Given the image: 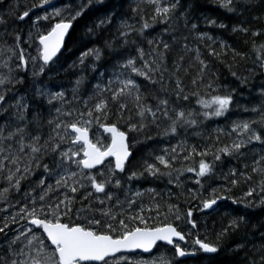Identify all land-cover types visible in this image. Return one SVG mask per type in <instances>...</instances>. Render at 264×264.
Segmentation results:
<instances>
[{
	"label": "snow or ice",
	"instance_id": "snow-or-ice-1",
	"mask_svg": "<svg viewBox=\"0 0 264 264\" xmlns=\"http://www.w3.org/2000/svg\"><path fill=\"white\" fill-rule=\"evenodd\" d=\"M216 3L242 15L257 0ZM125 5L126 0H12L0 12V264H133L131 254L162 247L170 257L137 264H216L224 240L241 232V241L228 250L245 251L242 264H264V219L253 223L248 211L264 208V81L254 100L241 104L237 88L220 91L205 58L226 63L242 89L257 75L264 77V29L244 21L232 26L249 51L225 41L214 47L217 41L206 32L191 47L188 36L181 43L174 33L181 23L190 34L198 32V0ZM203 19L208 26L228 27ZM21 22L28 25L27 33ZM81 23L84 46L69 64L62 59L65 40ZM156 25L171 29L174 43L153 36ZM33 46L35 55L27 51ZM106 50L111 63L98 71ZM249 59L248 75L233 70ZM86 69L97 73L96 83L83 74ZM62 73L76 77L68 81L70 87L59 79ZM141 80L153 90H144ZM193 98L198 107L192 106ZM234 109L249 115L216 130L203 144H189V135L202 136L205 121ZM96 126L107 134L104 139L90 136ZM141 136L177 143L133 166ZM225 159L243 167L218 170ZM185 173H194V183L201 190L208 184L210 191L194 194L199 204L183 213L179 204L157 201L155 189L146 190L151 201L146 207L144 193L129 186L133 180L167 177L168 184L182 189ZM217 180L223 184L211 187ZM241 185L247 190L233 198V189ZM227 200L242 204L244 211L229 210L227 223L209 240L199 231L207 232V224L201 225L194 211L212 216ZM257 234L258 243L248 239Z\"/></svg>",
	"mask_w": 264,
	"mask_h": 264
},
{
	"label": "trees",
	"instance_id": "trees-1",
	"mask_svg": "<svg viewBox=\"0 0 264 264\" xmlns=\"http://www.w3.org/2000/svg\"><path fill=\"white\" fill-rule=\"evenodd\" d=\"M12 0H5V5L0 6V12H4L7 5L11 3ZM200 8L197 13V15L200 16V19L198 21V32L196 33H189L182 25L180 24L177 31H175V36L177 40H180L181 43L183 36L189 37V44L191 47H195L198 44V41L196 40V36L200 32H206L208 35L212 36L216 41L217 44L213 45L214 47L218 48L219 41H225L227 44L233 45L237 50L240 51H249L250 45L244 44V37L240 33H233L231 31L232 26L241 23V21L245 22V26L252 27V28H261L264 29V3H260L259 0H257V3L250 9L245 10L242 15L237 13H229L225 9L220 8L218 4L216 3V0H198ZM133 0H126V7H128L129 4H132ZM207 16L211 19H215L217 21V24L224 23L228 27L226 29H221L219 27L215 26H208L204 23L203 17ZM254 16H261L262 19L257 21L254 20ZM19 28H21L24 32L27 31V28L21 27L20 24L18 25ZM164 25H156L155 29L152 31L153 36H161L165 41L171 43H174L172 39L173 32L170 29L169 32L164 31ZM26 29V30H25ZM83 36V29H82V23L75 25V31H71L70 35L66 41V48L68 51L64 52V56L62 59H67L68 63L71 64L73 61L76 60V58L79 56L80 51L83 48V43L81 40V37ZM86 39V38H85ZM11 42V41H10ZM210 43V42H209ZM93 45L89 43L87 47H92ZM200 47L202 48V51L204 50L203 45L201 44ZM209 62L211 66V71L216 74L218 77L217 79V85L219 86V89L221 92H224L226 90L237 88L239 101L241 104H248L249 100H254V94L258 91L259 85L262 81H264V77H261L257 75L254 79H252L248 85L244 88L238 87V81L235 80V78L231 75V72L229 71L228 67L226 66V63H221L218 60H215L212 57H205ZM254 59V56H253ZM227 62L231 63V57L229 56L227 58ZM86 63H91V60H89ZM111 63V58L107 53V50L105 51L104 58L100 62V67L98 71H104L105 68H107ZM252 66V59L241 61L239 62V67L234 66L233 70L237 71L243 75H248V73L245 71L246 68H250ZM80 69L79 66L76 69V72L79 73ZM110 71V70H109ZM89 81H91L93 84L97 82L99 79L97 73L92 72L90 69H86L83 73ZM75 76L71 73H62L61 77L59 78L66 87H70V84L68 81L75 80ZM142 83V86L144 90L151 92L153 90V86L149 85L147 81H140ZM187 83V81H186ZM253 93V97H249V92ZM193 107H198L195 104V98L191 101ZM248 113H244L242 111H239L237 109H234L230 114H226V116L223 117H216L211 120L205 121L204 125L202 126L199 131L202 132V136H196V135H189L188 142L189 144H203L207 137L209 135H216V130L218 129H224L227 130L230 128L231 123L233 120L238 119H245L248 117ZM93 132V137L98 135L101 139H104L105 135L103 134L102 128H99L98 126L93 127L91 129ZM155 135V133H153ZM140 140V143L136 144V148L134 151L135 159L133 160V166L137 165V162L140 161L142 158H150L149 153L157 154L159 153L160 149L167 148L170 145H174L177 143L175 139L168 140V139H160L156 138L153 140L145 141L144 137L141 136L138 138ZM256 151H260V146H256ZM250 162V161H249ZM243 167V163L237 162L235 160L228 161L227 159L224 160L223 164H218V170L222 169L224 172H227L229 167L236 166ZM195 175L194 173H185L184 176L181 177V181L183 182V188H178L175 186V184H168L167 177H163L160 179H155L152 177H148L147 179H140V180H133L130 182V187L135 190H139L140 192L144 193V196L142 198V201L144 205L147 207L151 204V201L149 199V195L146 192L147 189H155L159 195L156 197L157 201H161V197L163 198L162 202H169L172 204H179L181 212H185L188 208L195 209L196 206L199 204V200L194 199V194L203 191V195L207 196L208 191H210L209 185L205 184V189L201 190L199 185H196L194 183ZM223 184V180H217L215 181L211 187H217L218 185ZM189 189H191V192H189ZM246 186L241 185L239 188L233 189L232 195L233 198L239 197L243 195V192L246 191ZM121 199H123V196L121 195ZM221 205L220 211L216 214H213L212 216H204L203 213L194 211V217L198 220V222L203 225L207 224V232H205L204 227H201L199 231L201 234H207L209 240H214L215 235L214 231H219L222 224H226L228 221V211L229 210H237V212H243L244 206L232 204L231 200L227 201H221L219 202ZM14 210V209H13ZM167 210L166 208L164 209ZM249 211V217L253 223L260 221L264 219V208H255L250 209ZM146 215H153L155 216V212L152 213H145ZM161 219H163V215H161ZM149 223H153V221H149ZM176 223H182L180 221ZM190 227V226H189ZM243 237V232H241L238 235L230 236L224 240V250H222L221 254L216 259V264H242L244 261V257L246 255L245 251H240L238 254H233L230 250L231 248H235L237 242L241 241ZM249 240L255 239L258 243V234L254 238L253 236H248ZM252 245L249 244L248 248L251 249ZM163 256L170 257L171 252L167 250V248H160L159 251ZM258 259V257H257ZM133 264H137V258L130 259ZM190 264V262H189Z\"/></svg>",
	"mask_w": 264,
	"mask_h": 264
},
{
	"label": "rangeland",
	"instance_id": "rangeland-1",
	"mask_svg": "<svg viewBox=\"0 0 264 264\" xmlns=\"http://www.w3.org/2000/svg\"><path fill=\"white\" fill-rule=\"evenodd\" d=\"M28 52H30L32 55H35V46H33L32 48L27 49Z\"/></svg>",
	"mask_w": 264,
	"mask_h": 264
},
{
	"label": "bare ground",
	"instance_id": "bare-ground-1",
	"mask_svg": "<svg viewBox=\"0 0 264 264\" xmlns=\"http://www.w3.org/2000/svg\"><path fill=\"white\" fill-rule=\"evenodd\" d=\"M26 30V29H25Z\"/></svg>",
	"mask_w": 264,
	"mask_h": 264
}]
</instances>
